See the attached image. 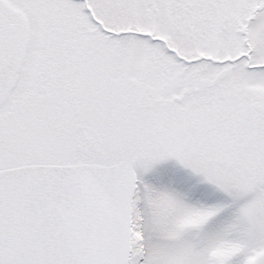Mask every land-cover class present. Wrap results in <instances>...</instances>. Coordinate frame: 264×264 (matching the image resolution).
Returning <instances> with one entry per match:
<instances>
[{
    "label": "snow or ice",
    "instance_id": "obj_1",
    "mask_svg": "<svg viewBox=\"0 0 264 264\" xmlns=\"http://www.w3.org/2000/svg\"><path fill=\"white\" fill-rule=\"evenodd\" d=\"M0 264H264V0H0Z\"/></svg>",
    "mask_w": 264,
    "mask_h": 264
}]
</instances>
